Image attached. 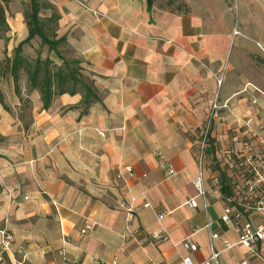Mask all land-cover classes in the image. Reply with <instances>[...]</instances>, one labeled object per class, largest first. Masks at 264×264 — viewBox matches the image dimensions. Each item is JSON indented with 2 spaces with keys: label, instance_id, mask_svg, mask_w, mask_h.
I'll return each instance as SVG.
<instances>
[{
  "label": "crops",
  "instance_id": "0c3cea01",
  "mask_svg": "<svg viewBox=\"0 0 264 264\" xmlns=\"http://www.w3.org/2000/svg\"><path fill=\"white\" fill-rule=\"evenodd\" d=\"M36 1L41 20H51L52 38L64 37L60 58L41 41L37 46L38 36L23 46L45 48L58 65L75 60L82 84L53 95L44 108L39 90L17 93L10 73L0 83V226L13 233L11 254L0 264L22 257L59 264L60 251L75 255V245L82 249L76 264H97L93 254L115 255L117 264H182L183 256L203 264L207 222L218 234L219 264H264V239L244 246L220 219L229 204L256 224L248 206L264 192V0ZM29 2L7 6L8 31L0 39L6 58L28 35ZM208 123L204 156L218 162L221 186L191 207L185 202L195 196L196 148ZM244 140L263 176L251 190L256 179ZM157 150L175 170L170 178ZM125 166L131 175L119 178ZM204 176L209 184L206 169ZM130 195L137 199L128 220ZM86 224L94 226L80 235ZM126 227L134 235L124 239ZM160 227L167 240L152 239ZM184 239L196 250L184 248Z\"/></svg>",
  "mask_w": 264,
  "mask_h": 264
},
{
  "label": "built area",
  "instance_id": "2783aa9c",
  "mask_svg": "<svg viewBox=\"0 0 264 264\" xmlns=\"http://www.w3.org/2000/svg\"><path fill=\"white\" fill-rule=\"evenodd\" d=\"M233 35L240 34V31L237 28H234L232 31ZM258 46L263 47L259 42H256ZM263 51L264 49L261 48ZM219 82H221V79H218ZM256 90L255 86H253ZM225 106V105H224ZM217 107L216 102L212 103V108ZM249 122V121H248ZM246 125L248 123L246 122ZM209 123L207 124L204 134L201 138V141L199 143L198 152L196 153V161H197V167L198 172L196 176L192 179V185L195 189V196L187 200L185 203L188 206L191 207H197V197H201L204 204L206 202V198L208 194H217L220 190V180L217 176H212L210 184L206 183V179L204 176V168H203V159L205 158V147H206V135L208 131ZM261 142L264 143V139L262 136ZM242 148L244 151V159L246 162V166L250 168V170L255 175V182L249 184V189H253L256 182L263 181V176L256 166L254 162V155L252 153V146L251 143L247 140H244L242 142ZM156 157H157V163L160 169L163 171L165 178H170L174 175L175 170L172 167L170 161L165 156V154L161 150L156 151ZM123 171L127 172L129 175H131V167L125 166L123 169H118L117 176L119 178H123ZM145 175V174H144ZM142 198H144V194H140ZM137 199V196L130 195L129 197V205L127 206V219H131L134 212V207L131 205V202H134ZM143 207H148L149 202L144 201L142 202ZM250 211H252L256 218L258 219L256 224H252L250 221L244 219L242 217V214L239 209L232 208L229 204L225 205L223 207V213L220 217L221 221L225 224L230 225L237 233H238V243L247 246L252 247L257 242L264 239V192H260L254 202L248 206ZM165 212H161L158 214V217L161 218ZM6 222V220H4ZM94 226V224H86L84 225L79 233L80 235H83L86 233L89 229H91ZM210 223L207 222L205 224V228L209 231V245H210V254L209 256L203 261V264H219L218 257H219V251H217L213 247V241L218 236L216 232H211L209 230ZM129 233V236L134 235V231H130L129 228H125L124 235L122 236L124 239H126L127 234ZM152 239L158 241V240H167L169 238L168 233L164 230V228L160 227L159 229L153 231L151 233ZM12 240H13V233L11 230L7 228V226L4 224L3 226H0V263H3L5 260V256L11 254L12 251ZM68 242V240H66ZM181 245L190 250H196L197 245L194 242L189 241L188 239H184L181 241ZM230 244L225 242V247H229ZM76 248V254L75 255H69L65 250L60 251V262L59 264H76L79 261L80 253L82 252V249L79 245H75ZM93 260L97 262V264H117L118 260L115 255L111 256L109 259L102 258L98 254L92 255ZM12 264H29L27 263L25 257H22L20 260H15ZM147 264H155L153 262H149ZM182 264H194L189 256H183L182 257ZM240 264H250L247 260H242Z\"/></svg>",
  "mask_w": 264,
  "mask_h": 264
},
{
  "label": "trees",
  "instance_id": "16d2710c",
  "mask_svg": "<svg viewBox=\"0 0 264 264\" xmlns=\"http://www.w3.org/2000/svg\"><path fill=\"white\" fill-rule=\"evenodd\" d=\"M11 1L12 0H0V39L6 38L5 35L8 31L6 10ZM151 2L152 0H147L148 6ZM38 11L39 4L37 1L30 0L28 7L24 10V19L28 29V35L14 48L12 59L7 58L5 67H7L13 78L16 92L20 93L18 81L20 72L23 71L26 77L28 90L34 88L38 89L43 107L46 108L50 105L53 95L65 91L73 92L78 83L82 84V80L79 78V66L75 60L68 62L63 59L62 65L52 66V62L48 57L41 59L37 56L33 62H30L21 55L22 46L35 36H38L41 43L46 44L49 50L59 55L56 47L64 40V37H59L57 39L52 38L51 20H41L38 16ZM46 28L50 30L51 34L47 33ZM85 90L86 95L90 96L91 92L88 86H86ZM0 102H3L1 92ZM223 191L225 194H228L227 188H224Z\"/></svg>",
  "mask_w": 264,
  "mask_h": 264
},
{
  "label": "rangeland",
  "instance_id": "374dc122",
  "mask_svg": "<svg viewBox=\"0 0 264 264\" xmlns=\"http://www.w3.org/2000/svg\"><path fill=\"white\" fill-rule=\"evenodd\" d=\"M157 1L160 4H164V5H167L168 4V0H157ZM27 7H28V5H27ZM46 31H47L48 34L50 33V30H48L47 28H46ZM36 43H37V46H38V44L40 43V39L37 40ZM41 44H40V46H44L43 44L42 45ZM37 46H35V44L34 45L33 44H29V45L23 46L21 55H23L25 58H27L28 61H30V62H33V60L37 56H39L41 59L46 58L45 57L46 56L45 55V48H42L41 49L40 46L39 47H37ZM60 52H62V54H63L64 57L66 56L65 51H60ZM51 54H53V56H55V59L60 58L59 57L60 55H57L55 52L54 53L51 52ZM4 56H5V54L0 49V75L2 77V79L0 80V83L1 82L4 83V80L6 78H8V73H10L9 70L7 69V67H5V61L7 60V58H6L7 56H5V57ZM51 62H52V66H60V65L63 64V61H62V63L60 65H58L57 63H55V61H53V60H51ZM13 84H14V82H13ZM18 86H19L20 92H25L26 90H28V85H27V82H26V77H25V74H24L23 71L20 72V78H19V81H18ZM198 147H199V144H197V148H196L197 152H198ZM203 168L206 169V171H208V174L210 175L209 176V179H208L209 184H210V181H211L212 174H214V176H217L218 177V173H216V171H219L220 169H219V165H218V162L217 161H208V160H205V158H204L203 159ZM219 180H220V178H219Z\"/></svg>",
  "mask_w": 264,
  "mask_h": 264
}]
</instances>
